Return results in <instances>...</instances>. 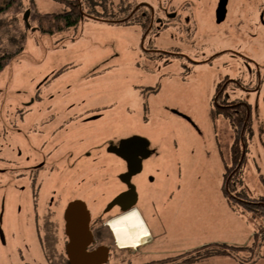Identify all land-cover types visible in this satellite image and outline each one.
Returning <instances> with one entry per match:
<instances>
[{
    "label": "rangeland",
    "instance_id": "rangeland-1",
    "mask_svg": "<svg viewBox=\"0 0 264 264\" xmlns=\"http://www.w3.org/2000/svg\"><path fill=\"white\" fill-rule=\"evenodd\" d=\"M20 1L22 9L14 16L16 28L24 34L25 41L20 53L0 72V108L22 105L32 99L37 102L42 96L39 92L46 93L56 103L60 102V94L66 92L78 94L76 102L92 103L95 93H101L96 91L103 89L113 105L127 99L139 108V89L149 85L156 88L155 94L145 98L149 104L144 111L146 124L142 111L138 110L142 120L139 130L149 137L157 151L172 152L181 164L183 177L175 185L169 203L161 207L160 222L154 223L155 229H160L161 223L165 225L169 234L159 246H152L149 239L132 250L113 246L116 251L110 254L107 264H138L148 256L162 257L158 253L170 252L168 249L189 252L166 262H182L188 258L189 264H264V220L243 207L229 206L222 188L226 166L231 164L229 147L233 131L222 114H214L211 102L215 85L224 76L234 80L239 77L244 82L259 79L257 91L238 92V98L250 104L251 117L243 157L232 182L235 191L247 198L264 200V0H231L230 14L219 27L210 23L208 14L213 0H207L206 17L200 18L196 32V38L203 45L198 47L200 53L212 58L215 54L222 55L221 48L230 49L250 60L249 69L228 54L211 63L192 65L173 61L168 66L159 62L147 67L145 63L144 68L143 63L132 64L121 57L128 52V40L132 44L133 33L127 35L116 26L88 22L77 26L74 41L70 40L71 31L49 36L37 29L34 8L49 13L59 11L60 6L46 0ZM29 1H33L34 8H29ZM26 11L30 25L27 29L22 20ZM51 71L57 83L51 90H43L46 75ZM96 71L104 74L103 79L97 81L102 75L92 77ZM169 109L190 119L194 126ZM123 120L126 124L131 121L127 117ZM91 210L97 217L103 207L93 204ZM6 222L5 218L2 229L9 243L6 247L0 246V264H46L43 247L40 249L33 228L31 241L29 226L16 213ZM55 228V225L50 228L48 237L58 255L63 240L61 231ZM220 243L245 249L233 252L231 257L202 258L200 247Z\"/></svg>",
    "mask_w": 264,
    "mask_h": 264
},
{
    "label": "flooded vegetation",
    "instance_id": "flooded-vegetation-1",
    "mask_svg": "<svg viewBox=\"0 0 264 264\" xmlns=\"http://www.w3.org/2000/svg\"><path fill=\"white\" fill-rule=\"evenodd\" d=\"M46 1L59 5L60 10L42 13L37 10L33 1H29V8L35 7V14L39 15L72 14L73 18L70 20L73 25L58 33L44 34L54 36L71 31L70 40L74 41L78 35L76 31L78 25L94 22L116 26L127 35L134 34L132 44L130 39L128 40V52L121 57H124L125 62L132 64L143 63L144 68L145 63L146 67L147 64L156 65L159 62L168 66L173 61L182 64L188 62L192 65L211 63L215 58L227 54L241 60L247 69L251 63L247 57L230 49L221 48L223 50L219 52H222V55L215 54L212 58L207 53L204 55L199 52L198 47L202 48L203 45L202 41L196 38V32L200 18L206 17L204 5L207 0ZM222 2H225L224 15L219 20L221 15L217 11L221 8ZM230 2L231 0L211 2L208 14L211 25L219 27L226 22L230 14ZM63 24L64 22H60L59 25ZM36 25L39 30L45 28L47 23L43 21ZM93 75H102L97 81L104 77V74H99L98 71L92 73V77ZM46 76L42 88L51 90L57 83L54 81L57 77L53 71L48 72ZM123 82L125 83L124 80ZM155 89L153 85L139 89L138 96L141 99L139 108L127 99L113 105L102 92L104 89L96 91L101 93H95L97 96L92 103L76 102L79 95L76 96L73 92L60 94V102L56 103L49 99L46 93L39 92L42 96L37 102L32 99L22 105L4 108L1 106V247H6L9 243L2 223L6 218L7 224L16 213L17 217L22 218L29 226L28 239L31 241L33 237L30 231L33 228L40 249L43 247L46 264H69L66 254L69 239L65 233L64 214L68 205L75 201L83 202L89 213L88 225L92 241L86 247L87 252L104 246L108 249L109 260L110 254L115 250L113 246L120 248L107 223L131 210L138 213L149 235L147 239L153 243L152 246L161 245L159 243L168 232L162 223L160 229H155L154 223L160 222V209L166 202L169 203L175 185L178 186L183 174L179 168L181 164L177 161L178 158L172 152L157 151L155 144L139 130L142 120L138 112L142 111L146 124L147 115L144 111H147L149 104L145 98L152 95ZM257 89L259 79L256 82L254 80L244 82L239 77L235 80L229 76L222 77L215 85L211 100L214 114L219 115L222 109L235 113L246 110L250 122L251 106L245 99L238 98V92L252 93ZM167 111L194 126L190 119L179 112L170 109ZM125 117L131 120L129 124L123 120ZM127 140L129 142H126ZM233 143L234 131L233 141L229 147L230 157ZM231 167L232 160L230 166H226L225 173ZM230 177L227 176L225 181H229ZM231 183L233 184L232 181ZM222 188L225 189V184ZM227 188L226 185V192L233 195L234 191ZM120 195H126L121 201L125 209L114 206L105 212L110 202ZM93 204L103 207L97 217L93 216L91 210ZM54 225L58 232L61 231L63 240L58 255L54 253L55 245L50 246L48 237L50 228ZM147 239L142 244H146ZM168 250L170 252L158 253L163 255L162 257L148 256L138 264H189L188 258L182 262H166L188 253L189 250L182 249L177 252L173 249Z\"/></svg>",
    "mask_w": 264,
    "mask_h": 264
},
{
    "label": "trees",
    "instance_id": "trees-1",
    "mask_svg": "<svg viewBox=\"0 0 264 264\" xmlns=\"http://www.w3.org/2000/svg\"><path fill=\"white\" fill-rule=\"evenodd\" d=\"M20 9L22 4L20 0H0V72L6 67L8 62L15 57L23 48L25 37L24 34L18 31L17 21L14 16ZM65 16V17H64ZM72 14L68 15H54V14H34L33 21L41 24L43 21L47 23L45 28H40L39 32L54 34L63 31L67 27L73 25ZM64 22L63 25H59ZM24 24V23H23ZM40 26V25H39ZM25 27V25H24ZM26 28V27H25ZM228 121L234 131V143L231 147L232 167L227 169L224 175L225 189L226 185L234 191L230 195L224 189L227 203L229 206L237 205L245 208L248 212L256 213L264 220V200L247 198L243 193L235 191L234 185L231 183L232 179L238 173L237 167L240 166L242 154L245 150V134L250 132V122L248 118V111L243 110L237 113L227 109L219 111ZM233 113V115H232ZM236 114V116H235ZM233 172L232 174L228 173ZM230 174V175H229ZM230 177L229 181H225L226 177ZM227 188V189H228ZM264 228H262L263 230ZM245 248L233 247L228 244H209L200 247L202 251V258L213 256H233V252L240 251Z\"/></svg>",
    "mask_w": 264,
    "mask_h": 264
},
{
    "label": "water",
    "instance_id": "water-1",
    "mask_svg": "<svg viewBox=\"0 0 264 264\" xmlns=\"http://www.w3.org/2000/svg\"><path fill=\"white\" fill-rule=\"evenodd\" d=\"M224 4L225 2H222L221 8L217 11L218 14L221 15L219 20L222 19L224 15ZM28 13V11L24 12L22 17L26 28H30L28 23ZM126 142L129 141L127 140ZM124 196L126 195H120L113 199L105 209V212L114 206H119L121 209H125L121 205ZM64 219L65 233L69 239V243L66 246V254L69 264H105L108 260V249L106 247L99 246L94 251H86V247L92 241V234L89 230V213L85 204L81 201H75L69 204L65 210ZM1 235L2 232L0 230V236Z\"/></svg>",
    "mask_w": 264,
    "mask_h": 264
},
{
    "label": "bare ground",
    "instance_id": "bare-ground-1",
    "mask_svg": "<svg viewBox=\"0 0 264 264\" xmlns=\"http://www.w3.org/2000/svg\"><path fill=\"white\" fill-rule=\"evenodd\" d=\"M107 227L120 249L138 248L144 240L149 238L136 210L109 220Z\"/></svg>",
    "mask_w": 264,
    "mask_h": 264
}]
</instances>
